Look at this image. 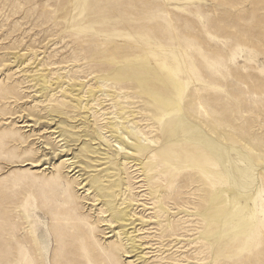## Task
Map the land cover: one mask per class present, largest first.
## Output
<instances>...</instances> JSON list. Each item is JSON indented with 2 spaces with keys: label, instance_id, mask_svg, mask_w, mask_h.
Returning <instances> with one entry per match:
<instances>
[{
  "label": "rangeland",
  "instance_id": "obj_1",
  "mask_svg": "<svg viewBox=\"0 0 264 264\" xmlns=\"http://www.w3.org/2000/svg\"><path fill=\"white\" fill-rule=\"evenodd\" d=\"M243 170L264 0H0V264H264Z\"/></svg>",
  "mask_w": 264,
  "mask_h": 264
},
{
  "label": "bare ground",
  "instance_id": "obj_2",
  "mask_svg": "<svg viewBox=\"0 0 264 264\" xmlns=\"http://www.w3.org/2000/svg\"><path fill=\"white\" fill-rule=\"evenodd\" d=\"M86 150V145H83L79 151L83 154ZM229 167L226 165L227 171ZM254 182L253 176L248 173V170L241 172L240 181L231 179L232 188L238 194L233 200L234 210L238 212V216L250 224H253L256 220L258 222L264 221V196L261 194L258 184ZM103 193L100 188L102 196H104ZM224 193H227V190Z\"/></svg>",
  "mask_w": 264,
  "mask_h": 264
}]
</instances>
